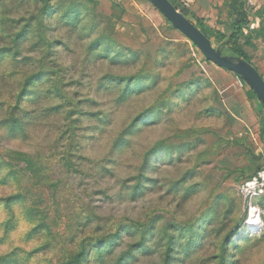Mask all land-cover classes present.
Listing matches in <instances>:
<instances>
[{
    "label": "rangeland",
    "instance_id": "1",
    "mask_svg": "<svg viewBox=\"0 0 264 264\" xmlns=\"http://www.w3.org/2000/svg\"><path fill=\"white\" fill-rule=\"evenodd\" d=\"M6 1L22 19L15 0ZM134 2L138 8L52 0L44 44L33 28L8 41L13 56L0 66V264H66L82 242L116 231L111 247L84 264H264V109L262 119L239 114L250 100L244 83L204 62L149 2ZM70 10L74 23L63 17ZM163 41L179 54L156 87L135 94L114 84L150 69ZM121 49L141 64L124 61ZM184 63L190 69L178 76ZM200 72L217 96L205 90L168 116L169 88ZM20 89L26 102L13 111L5 99L12 105ZM150 110L154 122L127 135ZM250 208L255 229L245 226Z\"/></svg>",
    "mask_w": 264,
    "mask_h": 264
},
{
    "label": "trees",
    "instance_id": "2",
    "mask_svg": "<svg viewBox=\"0 0 264 264\" xmlns=\"http://www.w3.org/2000/svg\"><path fill=\"white\" fill-rule=\"evenodd\" d=\"M168 1L183 16L187 18L185 12H183V10L187 11V8H184L182 6V3H175L171 2L170 0ZM233 1L234 5L230 9L232 22L230 24V31H228L227 33L220 34L217 31L208 28L202 22V20L196 17H193L195 20L194 25L207 37V39H209L211 44L212 41H214L216 44L224 43L223 54L237 57L252 65L250 62V58L247 56L244 50V48L246 47H253L251 43L252 33L248 30L249 21L244 11V3L240 0ZM7 2L8 1L6 0H0V66L2 64H9L4 61L13 56L11 47L10 45H8V41L10 42V44L17 42L18 39L21 38L27 31L30 32L31 28L36 30L41 35L40 41L41 44H44L45 31L47 28V26L45 25V20L52 19L55 15V11L51 13V11L53 10L51 5L52 0H15L14 3L17 4V8L14 9L18 13L21 11L22 13H20L23 16L22 19H16L12 17V15L14 14L12 13V10L10 9V6ZM12 6L15 7V4ZM58 6L60 5H57V7ZM58 11L59 10H56V13ZM24 12L27 13V15H25V18ZM74 13L75 10H70L66 13L64 12L63 17L67 22L74 23L72 21ZM23 22L27 23H24V25H22ZM17 26H19V29H17ZM258 36L264 38V29L262 27H260L259 29ZM163 43V48L157 49V51L155 52V55L150 64V69L146 70L144 73L142 71H139L138 75H134L126 80L119 78L114 81V84L116 86H121V83L126 82L129 91L135 94H141L144 92L145 89L151 90L152 88L156 87L159 84L161 75L163 76L162 73L168 70V65L171 64L170 59L175 56L178 57L179 54L174 52V50H169L170 48L174 47V42L163 41ZM49 46V43L45 45L46 54L48 52H51ZM183 46L184 49L188 50L187 48L189 47L187 44H184ZM190 46L195 48L192 44H190ZM225 50H227L229 54H226ZM118 54L120 58H124V61H127L132 65H135V63H138L139 65L141 64L139 59L140 56L138 53L121 49L118 51ZM203 61L207 62L205 59ZM189 69V65L185 64L183 66L182 64L180 66L179 71L177 72V75L182 76V74ZM234 76L242 83H244V81L240 77L235 74ZM244 85L247 87V96L249 98H256L254 93L249 89V87L245 83ZM169 89L171 92L168 96V99L162 106L168 116L172 115L175 112H179L182 108L196 102L197 97L202 94L205 90L212 92L214 97L218 94L213 82H211L207 77L201 74V72L198 74L195 73V75L191 74L187 80L176 82L174 84V87H171ZM24 92V89H20L18 93L13 96L14 102L12 105H9V98H6L5 106H11L10 108L13 111L21 110L23 108L24 102H26ZM13 111H11L12 114ZM212 111L213 109H209L206 111V113L210 114ZM155 117L156 115L153 113V111H144L142 114L138 115L134 119L131 126L127 129V135L133 134L134 131H136L137 128H139L141 125H150L154 122ZM261 133H263V130H261ZM256 169L259 170L258 168ZM117 233L118 231L112 233L110 236L94 239L93 241H91L92 243L88 246L84 245L82 242L78 251L74 254L72 258L68 260L66 264H84L89 253L98 255L103 249V247H111L112 239L115 238ZM171 238L172 237H169L167 241V251L165 257H168L169 253L171 252Z\"/></svg>",
    "mask_w": 264,
    "mask_h": 264
},
{
    "label": "crops",
    "instance_id": "3",
    "mask_svg": "<svg viewBox=\"0 0 264 264\" xmlns=\"http://www.w3.org/2000/svg\"><path fill=\"white\" fill-rule=\"evenodd\" d=\"M124 5H133L138 8L135 0H118ZM175 3H182L186 6L189 16L196 17L208 27L217 31L220 34H225L230 31V24L232 17L230 9L234 5L233 0H170ZM244 3V11L249 21L248 30L252 33L251 43L253 47L244 48L247 56L250 58L252 66L262 76L264 81V38L258 36L259 29H264V0H240ZM221 70V69H219ZM223 70V69H222ZM221 70V71H222ZM223 72V71H222ZM225 72V71H224ZM228 72V71H227ZM225 72V73H227ZM227 74H232L231 72ZM231 86H227L226 90L230 89ZM247 95V94H246ZM253 106L250 109L248 101L242 102V105L236 107V110L251 119L254 116L262 119V112H260V102L257 98H249ZM257 101V103H254ZM262 107V106H261ZM254 111V112H253ZM237 112V113H238ZM255 113V114H254ZM261 130H263L262 139L264 144V120L261 124ZM260 133V132H259Z\"/></svg>",
    "mask_w": 264,
    "mask_h": 264
},
{
    "label": "water",
    "instance_id": "4",
    "mask_svg": "<svg viewBox=\"0 0 264 264\" xmlns=\"http://www.w3.org/2000/svg\"><path fill=\"white\" fill-rule=\"evenodd\" d=\"M164 19L183 35L203 58L225 71L240 77L254 93L264 109V81L256 69L242 59L223 54L224 43L214 48L207 37L183 16L168 0H146Z\"/></svg>",
    "mask_w": 264,
    "mask_h": 264
},
{
    "label": "bare ground",
    "instance_id": "5",
    "mask_svg": "<svg viewBox=\"0 0 264 264\" xmlns=\"http://www.w3.org/2000/svg\"><path fill=\"white\" fill-rule=\"evenodd\" d=\"M258 225V214L257 210L254 208H250L247 212L246 220H245V226L247 229H255V227ZM251 231V230H250Z\"/></svg>",
    "mask_w": 264,
    "mask_h": 264
}]
</instances>
